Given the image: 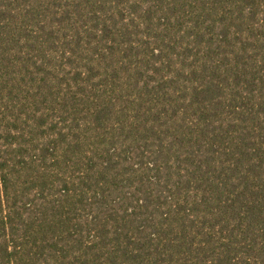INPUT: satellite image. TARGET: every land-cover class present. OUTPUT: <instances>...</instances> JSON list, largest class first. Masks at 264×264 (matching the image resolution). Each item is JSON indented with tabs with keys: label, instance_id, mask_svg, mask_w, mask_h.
I'll return each instance as SVG.
<instances>
[{
	"label": "trees",
	"instance_id": "trees-1",
	"mask_svg": "<svg viewBox=\"0 0 264 264\" xmlns=\"http://www.w3.org/2000/svg\"><path fill=\"white\" fill-rule=\"evenodd\" d=\"M0 264H264V0H0Z\"/></svg>",
	"mask_w": 264,
	"mask_h": 264
}]
</instances>
